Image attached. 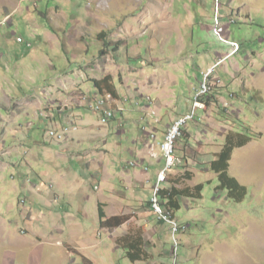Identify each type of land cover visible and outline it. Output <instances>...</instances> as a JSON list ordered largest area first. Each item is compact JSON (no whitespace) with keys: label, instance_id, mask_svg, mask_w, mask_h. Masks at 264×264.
Wrapping results in <instances>:
<instances>
[{"label":"rangeland","instance_id":"rangeland-1","mask_svg":"<svg viewBox=\"0 0 264 264\" xmlns=\"http://www.w3.org/2000/svg\"><path fill=\"white\" fill-rule=\"evenodd\" d=\"M2 23L0 54L12 64L0 71V95L11 82L15 97L30 98L74 83L84 101L97 94L90 79L109 76L113 103L124 101L126 111L122 117L113 110L103 123L100 113L76 109L83 118L75 133L79 144L66 158L82 160L46 165L44 194L52 203L40 202L33 217H26L29 203L14 200L11 210L0 203V264H264V0H0ZM12 48L26 58L22 68L14 65ZM146 104V116L163 125L194 113L177 141V164L160 185H203L201 199H179L174 220L185 227L176 235L147 205L164 163L151 167L141 187L135 177L141 168L130 166L142 145L138 110ZM36 113L26 106L13 129L41 141L47 126ZM240 121L259 136L233 151L228 175L247 189L235 202L215 190L216 175L206 166ZM95 146L105 153L109 175L103 180L95 164L87 168L97 160ZM186 173L190 179L182 178ZM102 200L107 218L127 222L101 228ZM138 234L148 255L132 263L116 241Z\"/></svg>","mask_w":264,"mask_h":264},{"label":"crops","instance_id":"crops-1","mask_svg":"<svg viewBox=\"0 0 264 264\" xmlns=\"http://www.w3.org/2000/svg\"><path fill=\"white\" fill-rule=\"evenodd\" d=\"M8 14L13 15L12 13ZM3 17L5 18V16ZM13 17L14 16H12V18ZM12 22H9L8 25H11ZM2 25L5 24H0V26ZM9 52L17 56L14 65L22 68L20 63L26 60V58L20 54L21 51L12 48ZM9 62L8 57L6 58L3 54H0V63L3 64V66H0V71L6 73L8 69L11 68L10 64H12V62L10 64ZM1 75L3 74L0 73V78H2ZM9 86L10 89L1 90L0 95V111L7 112L6 116L0 115V203L10 210L12 209L11 207L13 206L14 200L18 206L29 203L31 208L25 212L26 217L29 218L33 217V210L40 202L44 205L52 203L47 200L49 196L44 194L47 189V185L44 182L47 175L45 171L46 165L52 167H57L59 165L60 168V165L64 167L63 164H68V161L75 164L82 160V156L75 154H71L68 160L66 157L69 155L68 151L70 146L76 143L79 144V140L76 139L75 133L79 131V126L83 123V118L78 114L76 109H85L88 106L86 103H82L81 99L84 93H81V88L77 87L74 83L56 86L54 90V92H56L55 94L52 92L50 95H47V91L44 89L42 93L47 97L43 96V98L38 96H34L33 98L23 96L15 97V94L19 93L13 89L14 83L11 82ZM47 89L51 90V87L48 86ZM95 96H102V94L97 93L93 97H87L94 98ZM120 103H122V101H120ZM122 104L123 106L119 104V107H117L114 103L113 110L120 111L123 117L126 108L124 106V101ZM29 105H34L37 108V113L34 117H38V120H40L39 123H44L47 126V130L46 132L44 131L41 141H37L34 137L29 138V135L27 137L23 135L20 136L17 130L13 129L14 125L19 123L20 115H22L26 106ZM13 106H15V109ZM148 107L150 106L146 104L138 110L140 122L142 124L141 137L143 140L141 142V147H139V149L137 148L139 156L136 157L133 163H137L136 167L139 169L141 168L142 171V173L135 175L140 187L144 185L145 182L150 181L146 174L150 171L151 167H157L163 164L161 153L156 144L162 141V137L170 124H159L156 119H150L149 113V116H146V112H144L143 109H147ZM181 116H183V114ZM165 118L168 120L169 117L166 116ZM143 120L145 122H143ZM25 126L29 129L33 128L32 124L28 122L25 123ZM64 128L68 129L64 140L57 141L49 137V131L60 132ZM150 131L156 135V140L154 142L149 141L147 138V134ZM148 145L154 146L157 158H151L149 156ZM91 153L98 154L97 160H92L90 164L88 163L87 168L89 169L95 164L94 173L98 174V177L103 180L104 176L108 177L109 175L108 168L105 167L103 163V156L105 153L98 150L96 146ZM58 159H61V161ZM85 159H87L86 156ZM61 162H63V164H61ZM160 170L155 173V183L157 174ZM53 199L56 200V197ZM103 200H107V198L103 197ZM103 200L98 203V206H104ZM20 214L22 215V211H20ZM38 216L42 217L41 214H38ZM0 217H3V215L0 214Z\"/></svg>","mask_w":264,"mask_h":264},{"label":"trees","instance_id":"trees-1","mask_svg":"<svg viewBox=\"0 0 264 264\" xmlns=\"http://www.w3.org/2000/svg\"><path fill=\"white\" fill-rule=\"evenodd\" d=\"M104 36L105 33L103 32L98 35L99 38H103ZM103 52L105 51H100L101 54H104ZM90 81H92L97 93L102 95L110 94L114 97H117L116 90L109 76L100 80L90 79ZM198 100L199 102L203 103L202 99ZM203 104L208 105L209 103L204 102ZM235 125V128H237L238 131L236 132L233 130L231 133L226 135L221 150L215 155V158L211 160L206 167H208L207 169L211 173L216 175L218 186L215 188V190L224 191L226 192L228 199H231L235 202H241L242 198H245L247 194V189L241 186L233 177L228 175L229 162L235 149L244 147L259 135H255L246 123L240 121ZM178 164H180V162ZM182 178L190 179V175L186 173ZM179 180L174 184H178ZM202 190V184L196 185L193 189H179L173 186L169 188L163 187L159 189L157 197L163 211L168 214L172 220H174V214L182 207L179 199H201ZM149 204L150 202L148 201L147 205L150 208ZM102 208V205L98 206V219L101 228L112 230L124 225L127 222L128 218L123 216H112L107 218ZM153 216L155 215L153 214ZM156 221L158 223L165 224L159 221L157 217ZM167 226L170 228L169 225ZM183 227L185 226H178V230L175 235L178 234V232H182ZM116 243L119 248L125 250V257H127V259L132 263L142 261L143 257L148 255V251H146L147 243L144 241V237L141 234H138L135 237L126 235L123 238L118 239ZM180 249H182V244L179 246V252Z\"/></svg>","mask_w":264,"mask_h":264},{"label":"built area","instance_id":"built-area-1","mask_svg":"<svg viewBox=\"0 0 264 264\" xmlns=\"http://www.w3.org/2000/svg\"><path fill=\"white\" fill-rule=\"evenodd\" d=\"M18 42H21V39H17ZM231 45V43H230ZM200 90H205V85H202L200 87ZM114 100L111 98V95H103V96H95L94 98H88L87 100L82 101V103H86L88 108L93 110L94 112L101 114V121L105 123L110 118L113 117V105ZM196 107V103L194 105ZM194 114V113H193ZM193 114L186 115L184 117L178 118L177 120H174L172 123L169 124L167 127L163 137L162 141L157 143V148L159 149L162 160L164 163L163 168L158 172L156 177V183L153 187L151 197L149 199V206L151 212L157 217V219L167 225L170 226L171 230L174 233L177 232L178 226L175 222V220H172L168 214H166L163 209L161 208L157 193L160 189V185L164 183V179L166 175L170 172L173 167L177 164V160L175 157V149L177 145V141L181 135V130L184 128L185 124H187V121H190L193 118ZM152 118V117H151ZM146 131L145 129H143ZM68 132L67 129H64L60 132L56 131H49V137L51 138V134H58V136L65 137V134ZM147 138L149 141L154 142L156 140V135L153 132H149L147 134ZM148 151L149 156L151 158H157V155L155 153V148L152 145H148ZM132 167H136L137 163L130 164Z\"/></svg>","mask_w":264,"mask_h":264},{"label":"bare ground","instance_id":"bare-ground-1","mask_svg":"<svg viewBox=\"0 0 264 264\" xmlns=\"http://www.w3.org/2000/svg\"><path fill=\"white\" fill-rule=\"evenodd\" d=\"M52 137H55V138H61V136H58V134H51Z\"/></svg>","mask_w":264,"mask_h":264},{"label":"clouds","instance_id":"clouds-1","mask_svg":"<svg viewBox=\"0 0 264 264\" xmlns=\"http://www.w3.org/2000/svg\"><path fill=\"white\" fill-rule=\"evenodd\" d=\"M21 40H22V39H21ZM106 95H110V94H106ZM102 96H103V95H102ZM64 129H66V128H64ZM64 129H62V130H64ZM62 130H61V131H62ZM67 130H68V129H67ZM48 133H49V132H48ZM48 135H49V134H48Z\"/></svg>","mask_w":264,"mask_h":264}]
</instances>
